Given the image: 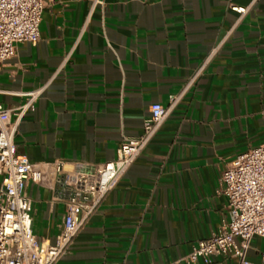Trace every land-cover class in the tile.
I'll return each mask as SVG.
<instances>
[{
	"label": "crops",
	"instance_id": "0c3cea01",
	"mask_svg": "<svg viewBox=\"0 0 264 264\" xmlns=\"http://www.w3.org/2000/svg\"><path fill=\"white\" fill-rule=\"evenodd\" d=\"M44 2L37 43L16 44L0 64L4 108L43 88L14 137L16 153L43 174L24 190L33 235L53 244L60 231L56 164L71 171L114 161L121 137L141 134L149 107L167 106L193 79L56 264L183 258L228 220L222 170L264 143V0ZM246 260L264 264V238L250 241Z\"/></svg>",
	"mask_w": 264,
	"mask_h": 264
},
{
	"label": "built area",
	"instance_id": "2783aa9c",
	"mask_svg": "<svg viewBox=\"0 0 264 264\" xmlns=\"http://www.w3.org/2000/svg\"><path fill=\"white\" fill-rule=\"evenodd\" d=\"M96 3L98 0L93 5ZM44 6V0H0V64L14 56L16 44L37 43ZM231 10L240 15L246 12L237 7ZM212 56L207 57L203 67ZM192 82L171 96L167 106L149 107L150 115L142 123L141 134L123 135L114 161L95 166L78 164L71 171L55 165L60 174L63 216L53 244L38 242L33 235L31 200L24 191L28 181L40 183L43 174L26 157L18 155L14 145L22 119L34 110L43 88L22 93L25 102L15 108L0 104V264H56L64 257L76 235L152 141ZM218 184L226 199L228 220L222 221L215 234L199 240L188 255L170 264H209L215 256L249 264L246 252L250 241L264 238V143L236 155L222 170Z\"/></svg>",
	"mask_w": 264,
	"mask_h": 264
}]
</instances>
